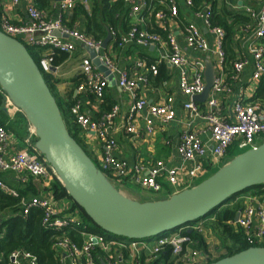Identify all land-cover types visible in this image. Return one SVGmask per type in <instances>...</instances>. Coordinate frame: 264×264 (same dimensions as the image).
<instances>
[{
    "label": "built area",
    "instance_id": "obj_1",
    "mask_svg": "<svg viewBox=\"0 0 264 264\" xmlns=\"http://www.w3.org/2000/svg\"><path fill=\"white\" fill-rule=\"evenodd\" d=\"M20 1L12 0L14 4ZM37 1L29 0L28 20L24 24H13L7 17L0 16V31L9 37L20 39L26 47L44 49L40 60V70L43 74L52 72V52L60 51L70 54L75 50V44L69 39L93 50L111 75L116 77L119 88L132 95L134 102L124 128L127 133L139 137L141 131L133 123L136 113L147 109L153 119L162 123H170L176 118L172 97H168L161 105L148 106L147 101L144 98H138L136 93L139 87L148 85L149 74L158 75L159 65L165 61L178 73V89L187 99L184 103V110L194 119H205L209 125L211 134L209 141L200 139L192 132H185L181 135L177 147L180 165H172L161 160L149 166L140 164L131 167L127 162L117 159L115 154L118 144L113 135L114 123L120 113V107L115 105L110 112L94 119L83 112L80 102H75L71 108L74 122L83 133L92 134L99 141L102 147V158L97 167L115 187L120 188V191L127 185H133L154 194L163 193L164 183L176 191L183 186L189 189L194 187L195 181L209 172L211 168L223 166L229 162L232 148L251 150L260 145L257 143L258 139L264 138V106L261 103H247L245 96L242 95L243 97L233 102L229 115L222 113L220 97L233 93V84L238 82L249 61L235 62L230 79L221 71L225 65L222 43L226 33L223 28L212 25L213 10L209 4H206L200 11H194V0H183L185 6L193 10V17L203 22L216 41L215 49H211L201 36L199 27L194 23L183 21L188 48L202 53L212 51L219 57L216 64L219 71L216 73L210 98L206 103L207 110L202 112L194 101V97L202 95L205 90V63L189 58L183 54L179 46L174 33V25L179 24L181 19L180 0H125L129 8V18L134 21V24L132 23L130 29L123 34L109 30L115 45L118 49L129 46L148 49L158 46L163 52L161 58L150 66L139 62L137 68L140 72L134 76L127 70L118 68L109 58L103 49V40H96L77 29L65 26L61 15L57 19H52L46 12L36 7ZM116 1L110 0L112 3ZM52 5V9L60 13L73 11L76 6H81L89 12L91 1L62 0L57 2L52 0ZM245 14L250 19V23L241 30L246 33L252 32L248 54L254 69L250 80V90L255 94L257 86L264 80L262 44L264 6L259 11L246 8ZM145 18L152 20L151 22L159 31L149 32L143 28L141 24L146 26ZM55 31L62 36L66 35L68 39L54 36ZM82 67L86 80L78 88V92L90 93L98 100H102L110 83L109 77L100 72L89 57L83 60ZM153 131L154 127L149 122L146 126V133L152 134ZM9 141L8 130L0 125V173L13 174L14 183L18 186L27 184L31 179L42 180L45 189L39 195L21 198L19 191L12 184H8L0 177V191L7 196L21 198V208L18 213L21 217L27 218L35 210L42 212V226L46 230L59 234L53 245L58 264H100L101 258L105 264H127L130 258V264H142L140 256L142 248L149 250L143 264H153L157 263L159 255L167 246L170 247L174 258L179 257L177 264H205L207 262V256L194 248L196 243L193 239L182 233L183 230L202 232L199 224L179 230L176 235L159 236L150 242L118 239L107 234L88 231L80 210L74 207L73 202L70 199H56L51 190V182L55 175L44 158L36 150L29 154L25 152L7 154ZM186 171L188 179L184 180L182 175ZM233 225L244 231L245 239L250 246L257 247V244L264 242V204L259 202L249 204L241 211L238 223L233 222ZM153 241L156 244L151 246ZM8 264H39V262L38 258L30 252L17 249L8 256Z\"/></svg>",
    "mask_w": 264,
    "mask_h": 264
},
{
    "label": "water",
    "instance_id": "obj_2",
    "mask_svg": "<svg viewBox=\"0 0 264 264\" xmlns=\"http://www.w3.org/2000/svg\"><path fill=\"white\" fill-rule=\"evenodd\" d=\"M54 36L68 39L57 31ZM111 40L108 31L103 41L104 50ZM86 50L97 69L112 80L111 72L96 53L89 48ZM215 79L214 63L208 61L204 71L205 90L194 97L195 102L204 103L209 98ZM0 88L27 119L36 137V151L51 167L69 197L98 228L115 238L150 242L188 228L230 198L264 185L263 141L256 148L232 158L192 188L160 200L131 199L115 187L71 136L56 98L28 48L20 39L1 31ZM241 211L236 213L234 223H238ZM210 264H264V247H251Z\"/></svg>",
    "mask_w": 264,
    "mask_h": 264
},
{
    "label": "crops",
    "instance_id": "obj_3",
    "mask_svg": "<svg viewBox=\"0 0 264 264\" xmlns=\"http://www.w3.org/2000/svg\"><path fill=\"white\" fill-rule=\"evenodd\" d=\"M28 5L29 0H21L18 4H14L12 0H0V16L7 17L13 24H24L28 20ZM219 6L230 13L242 14L247 17L245 14V9L253 8L256 11H259L264 6V0H219ZM73 12L74 10L60 13V11L53 10L51 8V10H48L46 13L52 19H57L61 15L62 22L65 26L70 28L72 27V29H77L78 31L85 33L83 18L81 17L79 21H73ZM180 17L181 19L179 24L174 25V33L177 37L183 54L191 59L203 61L205 63V67L208 61H211L214 63V66H216L219 61V57L215 52L211 51L202 53L188 48L185 40L183 21L194 23L197 27H199L201 36L209 44L211 49H215L216 41L212 33L206 29L203 22L200 19L198 20L193 17V10L186 7L183 0H180ZM144 21L146 22V26L145 24H141L143 28H146L149 32H156L154 30L157 29V27L149 19L145 18ZM131 22L134 24L133 20H131ZM242 27L243 25L239 24L234 29V59L231 62H227L228 58L225 56V65L222 67L221 71L228 79H230L232 67L235 62L239 60H246L249 61V64L243 71L238 82L233 84V93L226 97H220L221 109L224 115L230 114L233 102L241 98L242 95L245 96L247 103L255 102L253 99L257 96V92L263 83L262 81L259 83L255 94L250 90V80L252 78L254 69L251 62V57L248 54V45L252 37V32H242ZM118 34H123V32L118 30ZM69 40L75 44V50L69 54V58L62 65L56 68L52 67V88L54 89L55 95L60 99H67L70 95H72L73 98H77L78 102H80L82 105L83 112L94 119H98L110 112V110H112L111 108L115 105L120 107V113L115 119L113 133L118 144L117 150L115 152L117 159L127 162L131 167L140 164L149 166L156 161L161 160L172 165H180L181 161L177 153V147L180 137L183 133L192 132L204 141L210 140L211 134L207 121L203 118L194 119L187 111L184 110V103H186L187 99L180 93L178 89V73L168 64V62L165 61L159 65V71L162 72V75H160L158 79H155L157 75L152 76L149 74L148 85L139 87L136 90V93L138 98H144L147 101L148 106L161 105L167 100L168 97H172L173 105L177 114L175 120L170 123H162L157 119H153L148 114L147 109H144L139 113H136L133 118V123L135 127L140 129L141 136L135 137L127 133L124 126L127 124V118H129V115L131 114L130 110L134 102L132 95L122 91L119 88L114 75H112L113 79L110 80L109 86L107 87L105 96L102 100H98L97 98L93 97L91 98L86 92H78L75 81L85 77L82 64L84 59H87L88 57L90 58V55L84 45L74 40ZM105 52L118 66V68L127 70L133 76L140 72V70L137 68V64L139 62H144L147 66H150L159 58H161V55L163 54L158 46L150 47L148 49L138 46H129L127 49H118L115 47L113 39L110 41ZM229 68L231 69L230 71ZM215 70L216 73L219 71L217 66ZM208 99L204 103L196 102L202 112L207 110L206 103ZM9 102V99H7L5 109H7V114L13 118V116L19 111L10 104L11 102ZM149 122L154 127L152 134L146 133V126ZM7 130L10 134V141L7 146V154L19 152H25L28 154L34 153L33 151L36 150V137L33 134L31 127H29L30 135L24 141H22L9 129ZM79 131L80 132L78 133V136L83 142L86 151L90 154L91 158L95 162H100L102 158V147L99 141L92 134H85L81 130ZM34 137L35 142H33ZM263 141L264 138H259L257 143L261 144ZM232 151L233 150H230L229 159L234 158L231 156ZM207 174L208 172L205 173L200 179L204 178ZM0 176H2V178L8 184H12V186L16 189L19 187L14 183L15 176L13 174L4 175L0 173ZM182 178L184 180L188 179L187 171L182 175ZM164 185L165 190L163 191V194L168 195V197L187 188V186H183V188L176 191L170 188L167 183H164ZM123 194L131 199L143 201L140 200L139 195H137V193L134 191L124 189ZM235 202L240 203L243 209L251 203L259 202L264 204V194H244L238 197ZM233 226L238 228L235 225ZM201 230V233L204 235L207 243V250L209 251L208 255L211 258L212 255L210 252L212 253L213 244L210 240L208 241L211 232H207V238L206 230L203 228ZM148 253V249H140L142 264L145 262V257L148 255ZM127 257L129 258L130 256ZM130 259L127 260V264L131 263ZM102 260L103 258H101L100 264H105ZM153 264H163V262L160 260V255L158 257L157 263ZM171 264H177L175 262L174 256L171 259Z\"/></svg>",
    "mask_w": 264,
    "mask_h": 264
},
{
    "label": "trees",
    "instance_id": "obj_4",
    "mask_svg": "<svg viewBox=\"0 0 264 264\" xmlns=\"http://www.w3.org/2000/svg\"><path fill=\"white\" fill-rule=\"evenodd\" d=\"M90 1L91 5L89 12H86L81 6H76L73 12V21H79L81 17L83 18L85 34L87 36L96 40H104L107 37L109 30H114L117 32L120 30L125 33L130 29L132 22L129 18V8L126 6L125 0H117L115 3L110 2V0ZM206 4H209L213 10L212 25L223 28L226 33L222 43V49L225 52V56L228 58L227 62H231L234 59V29L239 24L245 27L250 23V19L245 15L233 14L226 11L219 6V0H194L193 10L200 11ZM52 6V0H38L36 5L39 10L44 12L45 10L46 12L51 10ZM154 31L158 30L155 29ZM262 44L264 48V39L262 40ZM115 47L118 48L117 45H115ZM27 48L34 61L40 67V60L42 59L44 49L31 46H27ZM51 58L52 67L56 68L67 61L69 54L60 51H54L51 53ZM230 68L229 71L231 70ZM161 73L162 72L159 71V74L155 79H158L160 75H162ZM43 76L51 92L56 98L69 133L91 158L90 154L86 151L83 142L78 136L80 129L74 122V118L71 115V108L75 102L78 101V99L73 98L72 95H70L67 99H60L55 95L54 89L51 85L52 74L45 73ZM85 80V77L76 80V87L79 88L85 82ZM262 82L261 88H259L257 96L253 100L255 102L261 103L264 106V80H262ZM87 95L91 98H95V96L90 93H87ZM7 99V95L0 88V125L9 129L17 137L24 141L30 135V125L21 112H18L15 116H13V118L7 114L5 110ZM33 142H35V137L33 138ZM93 162L98 166L97 162L94 160ZM116 187L120 191V188L118 186ZM44 189V181L33 179H31L27 184L17 187L21 198H27L31 195H39ZM51 190L53 191L56 199H70L73 202L74 207L80 210L84 225L87 227L88 231L106 234L100 228H98L89 219L85 212L69 197L66 190L56 177H54L53 181L51 182ZM249 193H254L257 195L264 194V185L254 187L230 198L223 205L213 210L206 218L199 220V222H204L206 220L215 221V225L221 228L222 232L226 236L227 239H225L223 242L225 253L218 258L214 260L210 259L208 255L209 251L207 250V243L204 235L201 232L196 230L191 232L188 230L182 231L184 235L190 236L196 243L194 248L207 256V262L205 264H210L226 257L233 256L252 247L247 243L244 231L241 228H235L233 226L236 213L243 209L241 204L238 202L236 203L235 201L241 195ZM21 198H13L3 194L0 191V219H2L0 224V264H8V256L17 249H24L25 251L36 256L38 258L39 264H58L53 245L56 237L59 236V234L46 230L42 226L43 214L41 211L35 210L27 218L18 215L21 208ZM195 223L190 225L194 226ZM179 230L168 233L167 235L177 233ZM257 246L264 247V242L257 244ZM172 258V251L170 247L167 246L161 252L160 260L163 262V264H171Z\"/></svg>",
    "mask_w": 264,
    "mask_h": 264
},
{
    "label": "rangeland",
    "instance_id": "obj_5",
    "mask_svg": "<svg viewBox=\"0 0 264 264\" xmlns=\"http://www.w3.org/2000/svg\"><path fill=\"white\" fill-rule=\"evenodd\" d=\"M127 48L128 47H125L124 49H127ZM231 150H233L231 156L236 157V156H239V155L247 152L249 149L248 150H238L236 148L235 149L232 148ZM221 167H222V165L216 166L215 168H211L210 171L208 172V174L204 178L197 180L194 183V185L196 186V185L200 184L201 182H203L204 180H206L208 177H210L211 175L215 174ZM124 189L131 190V191L136 192L137 195H139L140 200H143L142 202H144L145 200H147V201L148 200L153 201V200H159V199H163V198L168 197V195H166V194H163V193L154 194V193H151L149 191L142 190L141 188H138V187L133 186V185H127L123 189L121 188V192L122 193L124 192ZM198 224L201 225V228H203V229L206 230V237L207 238H208V233L207 232H211L210 238H208V241L210 240L212 242V244H213L212 253L210 252V254L212 255V257L210 259L214 260V259L218 258L219 256H221L222 254H224L225 251H224V244H223V242L227 238L224 235V233L222 232V229L219 228V227H217L215 225V221H213V220L212 221L211 220H206L204 222L195 223V225H198ZM176 234L177 233H172L171 235H176ZM155 244H156V242L153 241L151 243V246H154ZM124 256L125 255H123V258H125ZM178 259H179V257H176L175 258V262L176 263L178 262L177 261Z\"/></svg>",
    "mask_w": 264,
    "mask_h": 264
}]
</instances>
